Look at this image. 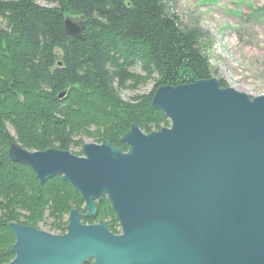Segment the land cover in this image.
I'll return each instance as SVG.
<instances>
[{"label":"water","instance_id":"95a60500","mask_svg":"<svg viewBox=\"0 0 264 264\" xmlns=\"http://www.w3.org/2000/svg\"><path fill=\"white\" fill-rule=\"evenodd\" d=\"M83 39L85 21L65 19ZM64 93L61 94V97ZM152 105L170 126L145 133L132 124L122 151L104 141L82 155L13 142L9 157L41 183L61 175L81 195L66 232L11 222L6 264H264V95L222 87L216 78L163 85ZM107 197L121 233L95 216Z\"/></svg>","mask_w":264,"mask_h":264},{"label":"trees","instance_id":"16d2710c","mask_svg":"<svg viewBox=\"0 0 264 264\" xmlns=\"http://www.w3.org/2000/svg\"><path fill=\"white\" fill-rule=\"evenodd\" d=\"M44 1L53 6L0 0V264L14 258L11 222L62 234L70 211L84 208L61 175L41 183L13 161V142L82 155L86 140L108 141L127 151L121 138L132 124L145 133L170 126L152 105L158 87L213 77L202 30L182 25L164 0ZM66 17L85 21L83 39L67 33ZM150 82V93L123 98V90ZM96 205L97 217L83 222L114 219L107 197ZM116 223L109 226L114 233Z\"/></svg>","mask_w":264,"mask_h":264},{"label":"rangeland","instance_id":"374dc122","mask_svg":"<svg viewBox=\"0 0 264 264\" xmlns=\"http://www.w3.org/2000/svg\"><path fill=\"white\" fill-rule=\"evenodd\" d=\"M38 2L53 6L44 0ZM164 2L182 25L202 30V49L209 57L212 78L219 82L223 80L228 87L252 97L264 95V0ZM73 20L82 21L78 18ZM136 71H140L139 68ZM154 85L155 82H150L135 91L123 90L122 96L128 100L135 94L150 93ZM90 142L93 141L86 140L85 143ZM41 230L48 231L44 227Z\"/></svg>","mask_w":264,"mask_h":264},{"label":"flooded vegetation","instance_id":"af4514ba","mask_svg":"<svg viewBox=\"0 0 264 264\" xmlns=\"http://www.w3.org/2000/svg\"><path fill=\"white\" fill-rule=\"evenodd\" d=\"M103 198H104V197H103ZM103 198L100 199V200H96L94 203L96 204V202H101V201L103 200ZM96 206H97V205H96ZM111 208H112V206H111ZM112 210H113V209H112ZM82 212L85 213L84 209H83ZM113 212H114V211H113ZM98 213H99V208H98V206H97V212H96V214H95L94 217H97ZM114 219H115V221L117 222L116 225H114V228H115V230H116V233L119 234V233H121V227H120V225H119V223H118V221H117V219H116V215H115V213H114ZM114 219H113V218L110 219V217H108V218L106 219L105 222L107 223L108 227L110 226L111 223L114 222ZM100 221H104V220L99 219L98 222H100ZM109 229H110V228H109Z\"/></svg>","mask_w":264,"mask_h":264}]
</instances>
